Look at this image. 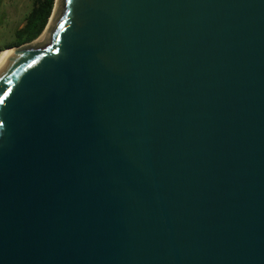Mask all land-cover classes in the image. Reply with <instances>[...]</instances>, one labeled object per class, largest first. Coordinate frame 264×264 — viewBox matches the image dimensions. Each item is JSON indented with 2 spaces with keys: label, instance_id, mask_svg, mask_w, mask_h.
<instances>
[{
  "label": "water",
  "instance_id": "1",
  "mask_svg": "<svg viewBox=\"0 0 264 264\" xmlns=\"http://www.w3.org/2000/svg\"><path fill=\"white\" fill-rule=\"evenodd\" d=\"M47 28L0 63V264H264V0Z\"/></svg>",
  "mask_w": 264,
  "mask_h": 264
},
{
  "label": "rangeland",
  "instance_id": "2",
  "mask_svg": "<svg viewBox=\"0 0 264 264\" xmlns=\"http://www.w3.org/2000/svg\"><path fill=\"white\" fill-rule=\"evenodd\" d=\"M31 5L32 0H0V48L17 44L18 39L15 36V31L23 26ZM45 34L46 32L39 39L37 36L33 40H40Z\"/></svg>",
  "mask_w": 264,
  "mask_h": 264
},
{
  "label": "trees",
  "instance_id": "3",
  "mask_svg": "<svg viewBox=\"0 0 264 264\" xmlns=\"http://www.w3.org/2000/svg\"><path fill=\"white\" fill-rule=\"evenodd\" d=\"M54 1L32 0L31 9L25 17L23 26L15 31V36L18 39L17 44L0 48V52L8 47L20 45L35 39L44 29L52 12Z\"/></svg>",
  "mask_w": 264,
  "mask_h": 264
},
{
  "label": "bare ground",
  "instance_id": "4",
  "mask_svg": "<svg viewBox=\"0 0 264 264\" xmlns=\"http://www.w3.org/2000/svg\"><path fill=\"white\" fill-rule=\"evenodd\" d=\"M49 28V27H48ZM48 28L45 30V31H43L42 33H41V35L44 33V32H46V34H47V31H48ZM46 34L44 35V37L42 38V39H44L45 37H46ZM41 35L38 37V39L41 37ZM42 39H40V40H42ZM39 41V40H38ZM13 52H14V49H4L3 51H1L0 52V63L4 60V59H6L8 56H10L11 54H13Z\"/></svg>",
  "mask_w": 264,
  "mask_h": 264
},
{
  "label": "snow or ice",
  "instance_id": "5",
  "mask_svg": "<svg viewBox=\"0 0 264 264\" xmlns=\"http://www.w3.org/2000/svg\"><path fill=\"white\" fill-rule=\"evenodd\" d=\"M61 27H63V25H61Z\"/></svg>",
  "mask_w": 264,
  "mask_h": 264
}]
</instances>
